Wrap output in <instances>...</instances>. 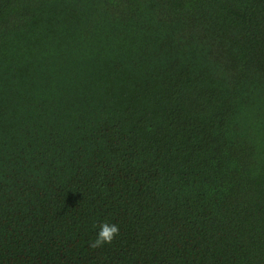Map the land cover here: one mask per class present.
Segmentation results:
<instances>
[{
  "label": "trees",
  "instance_id": "16d2710c",
  "mask_svg": "<svg viewBox=\"0 0 264 264\" xmlns=\"http://www.w3.org/2000/svg\"><path fill=\"white\" fill-rule=\"evenodd\" d=\"M0 264H264V0H0Z\"/></svg>",
  "mask_w": 264,
  "mask_h": 264
},
{
  "label": "clouds",
  "instance_id": "9594fccd",
  "mask_svg": "<svg viewBox=\"0 0 264 264\" xmlns=\"http://www.w3.org/2000/svg\"><path fill=\"white\" fill-rule=\"evenodd\" d=\"M119 234V225L109 223L107 221L98 225L96 238L91 242V247H101L104 244H111L115 237Z\"/></svg>",
  "mask_w": 264,
  "mask_h": 264
}]
</instances>
